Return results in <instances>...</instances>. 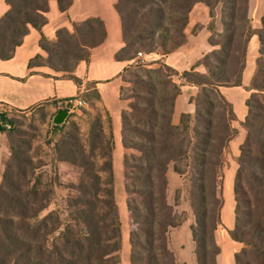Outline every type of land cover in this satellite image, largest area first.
<instances>
[{
	"label": "trees",
	"instance_id": "trees-1",
	"mask_svg": "<svg viewBox=\"0 0 264 264\" xmlns=\"http://www.w3.org/2000/svg\"><path fill=\"white\" fill-rule=\"evenodd\" d=\"M49 1L5 0L8 10L0 17V60L13 57L30 27L41 31ZM54 1L65 12L73 0ZM249 1H113L123 41L114 55L117 61H131L138 53L158 52L164 57L177 49L185 42L189 13L197 3L208 8L207 42L212 48L181 72L163 61H157L156 69H142L144 77L134 65L123 69L133 78L122 75L123 82L130 84V93L123 95L121 87V98L129 102L121 113V143L137 152L123 158L128 180L124 188L129 196L126 207L132 225L130 264H177L169 247V232L186 219H176L178 199L172 205L167 202L170 166L183 181L190 175L187 194L194 222L189 230L196 264H217L224 152L237 133L232 126L236 120L232 105L220 88L242 86L247 45L253 35L259 44L257 82L253 80L246 89L262 96L261 100H245L247 114L239 123L245 138L236 159L235 221L227 233L241 244L234 264H264V7L260 27L253 29ZM218 5L221 31L215 33L212 21ZM105 37V25L98 16L72 22L70 29H58L53 41L40 33L39 47L46 56L36 55L28 61V68L46 66L80 87L81 80L73 71L80 61H88L91 49ZM198 66L204 71H197ZM174 77L198 89L192 99L193 114H182L177 125L171 117L181 84ZM87 85L79 95L95 115L86 135H81L72 119L53 125L60 132L54 145L56 161L80 170L77 182L66 188L65 217L58 211L40 216L51 203L53 180L42 170L45 163L30 154V142L20 134L9 136L10 156L0 183V264H120L121 223L114 195L111 122L107 112L95 107L100 101L96 83ZM0 121L10 122L4 113H0ZM4 130L8 129L0 123V131ZM241 203L247 210L239 219Z\"/></svg>",
	"mask_w": 264,
	"mask_h": 264
},
{
	"label": "crops",
	"instance_id": "crops-1",
	"mask_svg": "<svg viewBox=\"0 0 264 264\" xmlns=\"http://www.w3.org/2000/svg\"><path fill=\"white\" fill-rule=\"evenodd\" d=\"M7 10L8 6L5 0H0V17ZM45 16L47 22L40 32L30 27L22 43L16 47L13 57L9 60H0V104L16 110H25L43 102L75 97L85 91L84 85L86 82H95L100 97L98 105L100 109L107 112L111 122L114 195L117 203L118 194L116 189L121 182L120 174L126 152L121 143V113L127 109V101L121 98L120 89L124 86L122 80L123 69L130 64V61H117L114 58L115 53L123 47V41L119 17L113 8V0H73L71 6L65 12H61L57 3L50 0ZM88 16H98L102 19L105 25L106 37L102 44L91 49L87 62L80 61L76 65L73 75L81 80L80 87L75 85L72 80L62 77L60 72H55L46 66L28 68L30 59L36 55L46 56L45 52L39 47L40 33L47 40L53 41L58 29H70L72 22L81 21ZM207 17L209 19L207 7L201 3L195 4L189 13L188 24L184 30L185 42L170 54L161 57L160 60L179 72L193 67L196 61L200 59L199 56L202 51L211 48L207 42L209 37V32L205 26ZM194 25H198L200 30L189 33L191 31L189 29ZM252 41L254 45L258 44L255 35L251 36L247 45L245 67L241 77L242 86L220 88L224 97L231 103L235 113L236 120L232 122V126L234 123L239 124L242 122L247 114L245 100L248 98L249 91L246 87L251 82L254 72L253 61L255 60L252 55ZM202 43L205 46H202ZM196 70L199 72L204 71L202 66H198ZM175 82L181 84L180 79ZM197 91V87L193 85H180V92L174 101L172 124L177 125L180 116L184 113L193 114L192 99L196 96ZM57 111V109L54 111L53 117ZM175 175L173 171L168 169L169 190L176 186L177 180L183 182L182 178ZM232 178L233 171H223V205L220 210L222 227L216 234L220 246V253L216 258L217 264H234V255L241 249V244L233 241L227 233L228 230L233 228L235 221V203L231 191ZM120 206L117 203V207ZM190 224V219H187L169 232V247L175 254L177 264H188L185 256H189L192 260L193 242L189 230ZM185 247L188 249L185 250L186 255H184ZM193 259L195 260L194 256Z\"/></svg>",
	"mask_w": 264,
	"mask_h": 264
},
{
	"label": "rangeland",
	"instance_id": "rangeland-1",
	"mask_svg": "<svg viewBox=\"0 0 264 264\" xmlns=\"http://www.w3.org/2000/svg\"><path fill=\"white\" fill-rule=\"evenodd\" d=\"M263 7H264V0H250L249 2L248 16H249L250 25L253 29L260 27V18L262 16ZM220 11H221V7L220 5H218L214 10L215 17L212 21L213 26L215 28L214 31L215 33H219L221 31ZM209 23H210V18L208 19L207 17V24L205 25L206 28ZM198 30H200V27H198V25H194L192 26L191 29H189L190 32L189 31L188 32L195 33ZM202 46L205 45H203L202 43ZM251 47H253L252 55L255 57V60L253 61L254 72L249 86L251 85L253 80L257 82V68L255 66V61L256 58L258 57L259 44L256 43V45H254V42L252 41ZM211 49L212 48L202 51V54L199 56V58H201ZM156 53L158 55H156L155 53H151L145 56H140V57L136 56L133 60L130 61L129 65L136 66V67L133 66L134 67L133 69L137 70L138 73H140L141 75H142L141 72L142 69H156L159 67L157 61H161L160 59L162 57L161 55H159L158 52ZM123 76L125 79L128 80L133 78L127 72H124ZM152 76L154 77V75ZM173 79L174 81H176L178 77H174ZM87 86L88 85L86 82L84 87ZM123 87H124L123 95L126 94L128 95V93L130 92L127 89H130V84L124 82ZM81 95L79 96L82 98ZM261 96L262 94L256 90H249V95L247 99L250 98L251 100L253 97H256L258 100H261ZM56 102L57 101L43 102L25 110H16L0 104V113H4L7 117V120L10 121L7 122L5 126L3 125V127H5L8 130L0 131V183H1L2 173L5 168V163L10 156L9 136H12L13 134L15 135L20 134L22 140L24 139L30 142L31 144L30 154L32 155V157L35 159H41L45 163V166L42 168V170L44 171V174L48 175V177H50L53 180L54 183L51 203L44 211L41 212L40 216L42 217L50 211H58L61 217L63 218L65 217L64 208L66 204V199L69 194L68 189L66 188L70 183L77 182V180L80 177V170L74 166H70L64 163L62 164L56 161L54 154V145L56 141L59 139V133H60L59 130L54 129L53 127L54 124L52 122L54 111L56 110ZM128 103L129 102L127 101V105ZM95 107L100 109V106L98 104H96ZM94 115H95V111L89 108L88 103H86V105L80 108L75 114H69L67 120L70 119L74 120L79 126L81 135L84 137L86 135L89 123L91 122L92 117ZM66 121L65 123H67ZM233 127L237 130V133L235 137L229 142L228 146L225 149L224 152L225 163L223 168L224 172L233 171V178H232L233 182L231 185L232 193H233V185L236 176V171L238 168L236 159L240 154L239 148L245 138V130L241 127L240 124L234 123ZM129 137L130 135L127 136V138ZM125 151L126 152L124 155H126L128 158L130 155H135L137 153L133 149H126ZM169 170L173 171L171 166L169 167ZM125 171L126 169L123 164L120 174L121 182L119 183L116 189L118 194L117 203L118 206L119 204L121 205L118 208V213L120 210L119 219L121 223V243H122L121 250L119 252L120 264H130L129 255L131 249L129 243V231L131 230L132 225L130 223L129 212L126 207V201L127 198H129V196L125 192V188H124V185L128 182V180L125 178ZM189 179H190V175L189 173H187L186 176L184 177L183 182H181L180 180L178 182L177 180L176 186L174 188H171V190H169L168 188L167 202L169 205H172L178 199L177 201L178 206H176V210H175L176 219L177 220L190 219V222L192 223L194 222L193 210L189 206L188 194H187V189L191 188ZM247 195L250 199H252V195L250 192H248ZM238 198L239 200L242 199L241 196H238ZM233 199H234V193H233ZM234 203H235V199H234ZM237 208L240 213L239 219H242L244 217V214H242L241 212L246 211L247 208L244 203L239 204ZM185 250L187 251L188 249L185 247L184 255H186ZM241 259H245V258L241 257ZM185 260L188 262V264H196V261L193 259V256H192V260L190 259L189 256H185Z\"/></svg>",
	"mask_w": 264,
	"mask_h": 264
},
{
	"label": "built area",
	"instance_id": "built-area-1",
	"mask_svg": "<svg viewBox=\"0 0 264 264\" xmlns=\"http://www.w3.org/2000/svg\"><path fill=\"white\" fill-rule=\"evenodd\" d=\"M137 56H145V54L138 53ZM86 105L85 101L79 96L58 100L56 102L57 110H66L70 114H75L80 108Z\"/></svg>",
	"mask_w": 264,
	"mask_h": 264
},
{
	"label": "water",
	"instance_id": "water-1",
	"mask_svg": "<svg viewBox=\"0 0 264 264\" xmlns=\"http://www.w3.org/2000/svg\"><path fill=\"white\" fill-rule=\"evenodd\" d=\"M70 112L66 111V110H58L57 113L55 114V116L52 119V122L54 125H62L63 123H65V121L67 120V118L69 117ZM0 123L2 125H6L5 122H1Z\"/></svg>",
	"mask_w": 264,
	"mask_h": 264
}]
</instances>
